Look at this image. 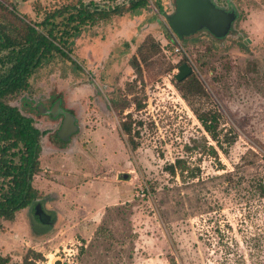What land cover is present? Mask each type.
Segmentation results:
<instances>
[{
	"label": "rangeland",
	"instance_id": "1",
	"mask_svg": "<svg viewBox=\"0 0 264 264\" xmlns=\"http://www.w3.org/2000/svg\"><path fill=\"white\" fill-rule=\"evenodd\" d=\"M69 1L0 3L38 22L43 11ZM174 1L160 0V7L149 0L134 15L85 28L68 45L74 64L54 57L32 75L26 91L4 100L41 133L34 185L43 191L39 202L50 218L41 223L28 208L2 223L0 254L10 264H217L213 247L199 241L212 216L232 226L244 264H264V199L250 188L264 176V0H211L236 11L222 40L206 31L177 38L165 17ZM182 64L193 72L177 83ZM190 79L199 94L188 91ZM196 111H217L218 129L235 131L228 154L218 151L219 162L204 151L205 143H214ZM66 115L76 131L60 138ZM122 121L131 125L135 150L120 130ZM177 158L199 167L200 177L169 176L164 167ZM235 165L238 187L220 177ZM255 235L260 253L241 244Z\"/></svg>",
	"mask_w": 264,
	"mask_h": 264
},
{
	"label": "trees",
	"instance_id": "2",
	"mask_svg": "<svg viewBox=\"0 0 264 264\" xmlns=\"http://www.w3.org/2000/svg\"><path fill=\"white\" fill-rule=\"evenodd\" d=\"M159 1L155 0L161 7ZM148 6L149 0H124L112 5L71 0L59 7L43 11L42 19L37 22L20 16L0 3L5 12V22L0 23V230L3 222H13L21 211L32 208L34 213L37 204L42 208L39 200L43 196V191L34 185V179L41 170V133L32 126L30 117L22 115L16 107L10 106L4 100L26 91L32 75L54 57L60 56L71 62L68 45L85 28L113 18L134 15ZM184 39L186 38L182 40ZM169 41L173 42L170 37ZM72 63L74 64L73 61ZM130 65L137 74L140 68L135 58ZM188 87L189 92L200 93L201 89L195 79H190ZM194 113L214 143H205L204 151L218 161V151L227 155L228 147L235 142V131L229 129L223 134L218 129L220 114L217 111ZM120 130L128 138L127 145L135 150L137 144L132 138L131 125L122 121ZM221 135L226 141H221ZM239 167L235 165L231 171L224 170L225 173L220 177L227 180L228 184L238 187L241 185ZM164 171L174 179L179 177L181 181L200 177L199 167H190L188 160L184 158L168 163ZM145 188L148 193L147 187ZM250 188L259 199H264V176L252 180ZM35 219L39 221L37 217ZM204 223L210 225V230L203 231L199 235V241L208 249L213 247L211 255L217 264H244L232 226L226 221L221 224L220 216L207 217ZM256 236L258 235L249 239L242 237L241 244L249 246L251 243L254 252L260 253V238ZM230 257L233 258L232 262ZM0 264H10V257L0 254ZM169 264L176 263L171 259Z\"/></svg>",
	"mask_w": 264,
	"mask_h": 264
},
{
	"label": "water",
	"instance_id": "3",
	"mask_svg": "<svg viewBox=\"0 0 264 264\" xmlns=\"http://www.w3.org/2000/svg\"><path fill=\"white\" fill-rule=\"evenodd\" d=\"M174 2V12L165 17L169 28L177 38H187L204 30L213 38L222 40L231 33L232 24L236 19L234 10L226 12L217 8L211 0H175ZM177 71L178 73L174 75L177 83L183 82L193 72L187 64L180 65ZM56 110L57 106L54 107L53 111ZM75 131L73 119L66 115L58 136L64 138ZM34 215L41 223H47L50 220L39 204L34 207ZM56 264H60V262Z\"/></svg>",
	"mask_w": 264,
	"mask_h": 264
},
{
	"label": "flooded vegetation",
	"instance_id": "4",
	"mask_svg": "<svg viewBox=\"0 0 264 264\" xmlns=\"http://www.w3.org/2000/svg\"><path fill=\"white\" fill-rule=\"evenodd\" d=\"M216 7H217V8H220V9L226 11V12H231V11H233V10H234V12H236L235 9H234V7H233L232 5H230L228 8H225V7H219V6H217V5H216ZM235 14H236V13H235ZM235 20H236V19H235ZM234 22H235V21H234ZM234 22H233V23H234ZM203 31H204V30H203ZM209 35H210V34H209Z\"/></svg>",
	"mask_w": 264,
	"mask_h": 264
},
{
	"label": "crops",
	"instance_id": "5",
	"mask_svg": "<svg viewBox=\"0 0 264 264\" xmlns=\"http://www.w3.org/2000/svg\"><path fill=\"white\" fill-rule=\"evenodd\" d=\"M75 193H76V192H75ZM76 194L80 196V194H79V193H76ZM56 202H57V201H55L53 204L55 205V204H56Z\"/></svg>",
	"mask_w": 264,
	"mask_h": 264
}]
</instances>
